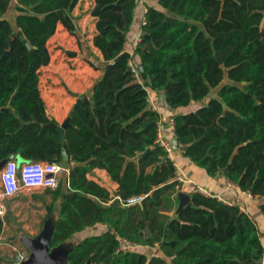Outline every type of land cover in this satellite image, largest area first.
Returning <instances> with one entry per match:
<instances>
[{
	"label": "trees",
	"instance_id": "16d2710c",
	"mask_svg": "<svg viewBox=\"0 0 264 264\" xmlns=\"http://www.w3.org/2000/svg\"><path fill=\"white\" fill-rule=\"evenodd\" d=\"M79 1L0 0V162L74 164L69 193L62 176L55 192L63 201L51 249L84 234L69 264H263L261 234L240 206L195 193L198 208L175 216L181 185L174 161L157 144L161 117L148 96L149 90L165 92L171 110L196 105L173 116L177 150L207 176L221 174L258 197L264 214V0H147L135 49L139 79L126 46L141 0H94L93 44L103 61L82 50L72 15ZM59 24L77 39L83 60L102 71L72 113L64 142L39 86ZM216 88L217 98H209ZM95 168L119 184L121 199H146L127 208L106 205L110 193L86 178ZM98 225L106 230L87 233ZM2 231L0 220V237ZM124 238L158 244L160 254L120 252Z\"/></svg>",
	"mask_w": 264,
	"mask_h": 264
},
{
	"label": "crops",
	"instance_id": "0c3cea01",
	"mask_svg": "<svg viewBox=\"0 0 264 264\" xmlns=\"http://www.w3.org/2000/svg\"><path fill=\"white\" fill-rule=\"evenodd\" d=\"M146 1L141 0L137 7L135 22L129 33L126 46V51L134 57L131 63L136 68L141 65L139 57L135 54V49L139 44V37L142 34L141 28L145 20V13L147 12V8L145 7ZM84 3L89 4V7L85 11L81 10ZM94 6V0H80L72 15L75 18L84 53L85 50H88L87 52H92L103 61L101 52L93 44V39L97 34V20L91 15ZM59 31H66L62 24H59L57 27V32ZM76 42L78 45L77 39ZM78 48L81 54L79 45ZM80 54L78 55L77 53V56L83 60ZM101 76V70L93 69L86 62L76 71H72L69 68L55 67L52 64L42 67L40 70L39 86L48 117L55 119L62 125L69 116L71 117V112L76 105L77 99H81L84 95H89L94 84ZM69 91L77 94L78 97H73ZM218 92L219 88L213 89L209 98H217ZM148 101L153 111L157 112L161 117L159 123H161L163 138L172 143L174 139V125L171 124V120H174L173 116L193 109L196 105L192 104L187 109L171 110L166 103L165 92H155L153 90H149ZM205 104L206 102H202V105ZM169 156L175 163L176 180L181 185L179 186L181 188L179 192H185L192 196L198 188H201L203 191L205 190L209 193V197H215L224 204L240 206V209L255 221L264 245V214L260 210L261 200L258 197L254 198L251 194L241 191L221 174H217L214 177L207 176L203 170L190 159L184 157L182 152L177 149H173L172 154ZM64 166L66 169H71L74 164L67 163ZM148 170L150 171V168ZM61 176L63 177V192L68 194L69 176L66 173H63ZM86 178L110 193L111 201L106 205H113L112 201L118 200L119 196H117V192L119 184L112 180L106 170L95 168L87 174ZM56 191L45 190L34 194L21 192L13 198L5 199L6 216L4 219H0L3 222V231L0 237L1 264L11 263L12 260L16 259L17 254H26L27 259H29L31 255L30 244L40 240L45 233L50 234L54 231L55 224L60 217V205L63 201V199L56 198ZM51 206H53V209L49 213L48 210ZM105 230L106 226L98 225L88 230L87 233H103ZM84 237L85 235L81 234L57 247L59 256L64 258V255ZM155 246H158V244ZM262 263L264 264V256ZM62 264L68 263L63 261Z\"/></svg>",
	"mask_w": 264,
	"mask_h": 264
},
{
	"label": "built area",
	"instance_id": "2783aa9c",
	"mask_svg": "<svg viewBox=\"0 0 264 264\" xmlns=\"http://www.w3.org/2000/svg\"><path fill=\"white\" fill-rule=\"evenodd\" d=\"M143 25H145V20L143 21ZM140 42L141 36L139 37ZM129 65L133 75L139 78L138 69L131 62ZM171 124L174 125V120H171ZM157 144L161 145L169 155L172 154V143L163 138L161 123H159ZM63 173L70 176V169H66L63 164L58 162L30 161L19 167L16 160H9L0 173V219H4L6 216L5 199L13 198L21 192L34 194L38 191L57 190L60 185V177ZM177 189L181 191L179 186H177ZM196 193L207 197L210 196L209 193L205 190L203 191L201 188H198ZM146 197L147 195H138L128 199H121L119 197L118 201L123 207H131L143 203ZM140 248L141 244L124 238L120 242L118 251L132 252L138 251ZM26 259L27 255L21 254V261H25Z\"/></svg>",
	"mask_w": 264,
	"mask_h": 264
},
{
	"label": "water",
	"instance_id": "95a60500",
	"mask_svg": "<svg viewBox=\"0 0 264 264\" xmlns=\"http://www.w3.org/2000/svg\"><path fill=\"white\" fill-rule=\"evenodd\" d=\"M18 36L23 38V43L25 44V46L28 47V49H32V47L29 45L28 41L26 38H24V34L22 31L18 32ZM11 39H8L7 44L9 45ZM7 54V52L5 53V55ZM68 55L72 56V57H76L77 53L76 52H69L68 51ZM139 70L142 71L143 67L142 65L139 66ZM69 93L73 96V97H78L77 94L69 91ZM91 101H93V99L91 98ZM255 101L257 102V99H255ZM82 100L81 99H77L76 105L73 108L72 113L74 112V110L78 109L80 104H81ZM4 109L0 110V114L2 113ZM94 113H97V110L94 109ZM71 126V117L69 116L66 121L58 128V133L60 135V140L62 142H64L65 140V130ZM172 146L173 149H177V141L175 139H173L172 141ZM63 151H62V156H63V160L64 161H69L70 158L64 148V145H62ZM10 150V149H8ZM151 150H148L144 156L148 155L150 153ZM12 153V151H10ZM10 160L9 159H5L3 161L0 162V170H3V168L5 167L6 163ZM16 161L18 163V166L20 167L22 164H24L25 162L22 161L19 158H16ZM160 169V166L158 165L154 172L158 171ZM177 199H178V208L175 212V216H178L184 208L186 207H193V208H198L197 206H195L193 204L192 201V196L188 193L185 192H179L177 195ZM113 207H120L123 208V206L119 203L118 200H115L113 202ZM55 231V228H54ZM54 231H52L50 234L49 233H45L44 235H42V238L36 242H34L33 244H30L29 249L31 251V255L29 257V259L25 260V261H21V255L17 254L16 255V259L12 260L11 263L12 264H62L63 261L68 263V254L70 253V251L75 247H73L67 254L64 255V258H61L59 256L58 253V249L57 247L54 249H51V240H52V235L54 233ZM45 239V240H42ZM59 247V246H58ZM69 264V263H68Z\"/></svg>",
	"mask_w": 264,
	"mask_h": 264
},
{
	"label": "rangeland",
	"instance_id": "374dc122",
	"mask_svg": "<svg viewBox=\"0 0 264 264\" xmlns=\"http://www.w3.org/2000/svg\"><path fill=\"white\" fill-rule=\"evenodd\" d=\"M89 7V4H82V9L85 11ZM48 49L51 55L50 64L59 68H69L72 71L78 70V68L85 63L79 56L71 57L69 52H77L80 54L76 39L72 37L67 31H59L52 37L48 44ZM139 252L145 253L147 256L160 254L159 246H144L139 249Z\"/></svg>",
	"mask_w": 264,
	"mask_h": 264
}]
</instances>
